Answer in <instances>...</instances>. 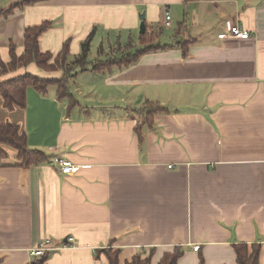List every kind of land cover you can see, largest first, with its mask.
<instances>
[{"label":"crops","instance_id":"1","mask_svg":"<svg viewBox=\"0 0 264 264\" xmlns=\"http://www.w3.org/2000/svg\"><path fill=\"white\" fill-rule=\"evenodd\" d=\"M24 1L0 0V11ZM166 11L176 31L162 42ZM142 15L147 32L160 34L156 44L168 47L95 71L127 43L132 54L144 48ZM9 16L0 20L3 63L11 44L22 54L27 28L47 21L39 45L53 58L70 41L74 62L93 37L68 96L54 85L46 94L30 87L27 106L12 110L0 97V125L18 126L29 148L49 158L24 167L5 148L0 264H32L31 250L47 240L54 248L47 264H109L101 252L109 249L120 251V264L151 253L159 264L176 249L179 264H238L237 244H262L264 264V0H47ZM228 23L250 38H232ZM180 41L191 42L187 55L170 47ZM25 73L64 76L34 64L0 81ZM147 101L167 111L152 128L135 114ZM55 158L81 170L62 175Z\"/></svg>","mask_w":264,"mask_h":264},{"label":"trees","instance_id":"2","mask_svg":"<svg viewBox=\"0 0 264 264\" xmlns=\"http://www.w3.org/2000/svg\"><path fill=\"white\" fill-rule=\"evenodd\" d=\"M47 0H26L22 4L12 6L6 10L0 11V20L3 18H9L13 11L21 6L32 5L38 2ZM51 27V22L47 21L41 26H35L33 28H27L24 36V51L19 56L17 55V48L10 45V62L3 63L0 61V78H4L10 73H15L21 68H27L30 65H36L38 68L45 72L49 71H61L64 76L58 80H45L37 75L22 74L19 77L5 79L0 81V97L3 99V105L5 109H14L15 107L25 108L27 106V92L28 88L32 87L37 89L38 92L46 94L48 92L49 85H54L58 88V95L60 97L68 96V83L71 77V72L81 67L85 70L88 66V54L91 48V42L93 33L86 41L82 43L81 53L78 55L74 62H69L68 56L70 55V41L64 43L62 53L56 58L53 55L43 54L40 50L39 40L40 37L48 31ZM159 33H149L140 36V42L144 48L136 50L135 53H130L132 49L131 44L125 47V51L118 57L109 56L107 61L98 62L94 66L95 71L111 70L113 67L118 66L120 68L130 66L137 63V61L144 54L150 53L155 50H165L168 46L162 47L156 44L159 38ZM191 42L180 41L170 47H177L183 49V55H187L188 46ZM121 49V48H120ZM54 59V61H52ZM167 111L155 102L147 101L145 106L135 111L136 115L143 118L148 128H152L154 119L160 114H165ZM138 130V129H136ZM7 147L13 148L18 152V159L22 161L24 167L37 166L38 164L47 163L49 158L40 150H32L28 146L27 135L20 131L18 126L11 123L6 125H0V160L7 156ZM236 259L238 264H260V255L263 249L262 244H237L234 246ZM52 252V251H51ZM51 252L46 253L40 259H34L32 264H47L49 255ZM108 260L109 264L119 263V250H101ZM183 255L181 249H176L172 254H166L159 264H179V260ZM152 253L145 259L141 260L139 257L133 258L128 264H152ZM201 264H207L205 260L200 258Z\"/></svg>","mask_w":264,"mask_h":264},{"label":"built area","instance_id":"3","mask_svg":"<svg viewBox=\"0 0 264 264\" xmlns=\"http://www.w3.org/2000/svg\"><path fill=\"white\" fill-rule=\"evenodd\" d=\"M172 21V16L169 11H166V19H165V25L170 26ZM228 33L229 35L234 39H248L250 38V33L247 30H244L239 25H233L228 23ZM263 91H264V85H263ZM55 164L59 167V172L62 175L67 174H76L81 170L82 166H79L77 164H74L72 161L68 159H62V158H55L54 159ZM172 167V165H171ZM75 239L73 237H70L68 239V242H74ZM200 248L196 247L194 248L195 252H199ZM54 251V248L51 246V242L49 240L41 243L38 247L31 250V254L34 259H40V257H43L46 253Z\"/></svg>","mask_w":264,"mask_h":264},{"label":"rangeland","instance_id":"4","mask_svg":"<svg viewBox=\"0 0 264 264\" xmlns=\"http://www.w3.org/2000/svg\"><path fill=\"white\" fill-rule=\"evenodd\" d=\"M162 27H163V32L161 35V41L163 40L162 42H165L166 36H170L171 33H173V32L175 33L176 30H174V28H172L171 26H164L163 25ZM174 27H175V29H177L178 28L177 24H175ZM127 44L125 46H123L124 51H125V47L127 46ZM136 46L138 47L139 45H136ZM95 48L92 49V54L89 56V60L92 62L95 61V59H97L96 57L98 55V49H95ZM69 59L74 60L72 57ZM52 61H54V59Z\"/></svg>","mask_w":264,"mask_h":264},{"label":"water","instance_id":"5","mask_svg":"<svg viewBox=\"0 0 264 264\" xmlns=\"http://www.w3.org/2000/svg\"><path fill=\"white\" fill-rule=\"evenodd\" d=\"M144 20H145V16L142 15V16H141V24H140V27H141L140 32H141V34H145L146 31H147V27L145 26V22H144Z\"/></svg>","mask_w":264,"mask_h":264}]
</instances>
